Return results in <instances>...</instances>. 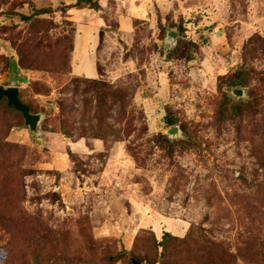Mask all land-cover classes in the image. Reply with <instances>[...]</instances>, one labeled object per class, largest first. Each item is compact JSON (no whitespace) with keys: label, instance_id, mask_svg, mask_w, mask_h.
<instances>
[{"label":"rangeland","instance_id":"374dc122","mask_svg":"<svg viewBox=\"0 0 264 264\" xmlns=\"http://www.w3.org/2000/svg\"><path fill=\"white\" fill-rule=\"evenodd\" d=\"M99 1L0 0V87L42 116L33 132L0 101V264H35L33 228L50 264L161 261L166 233L168 264H264V0ZM95 24L90 79L70 50ZM91 80L136 89L113 130L97 133Z\"/></svg>","mask_w":264,"mask_h":264},{"label":"trees","instance_id":"16d2710c","mask_svg":"<svg viewBox=\"0 0 264 264\" xmlns=\"http://www.w3.org/2000/svg\"><path fill=\"white\" fill-rule=\"evenodd\" d=\"M84 7H88L89 9L95 12H99L100 10H102L101 6L99 5L98 0H77L75 4L69 5L67 8H63L59 11L66 14L68 12L67 10L69 9H83ZM49 13H52V10L41 9V10L35 11L34 14L30 16L21 15V18L23 21L30 22V21H33L34 18H36L37 16H40L43 14H49ZM182 44H185L184 48L180 47L178 50H175L176 52L187 50V53L188 52L193 53L195 49H197V45L194 42L193 43L191 42L190 44L181 42V45ZM70 51L72 52L74 51V42L72 43V48ZM191 55L187 54V59L191 60L192 59ZM80 83H81V80L79 77L73 79V85L76 88V90H78ZM87 83L92 85L91 89L96 95V108H97V115H98L96 116V119L98 122V125H97L98 132L97 133H100V131L103 130L104 126L109 128L110 130H113L114 128L111 126V124L108 123V119L111 118L110 112H112L113 110L116 111L115 108H117L118 112H120V119L123 120L126 115V109L131 107L130 105L136 93V89H133V88L130 89L127 87L126 88L125 87L123 88L113 87L112 85H106L104 82L99 81V80H91V81H87ZM244 85H245V82L243 81V76L241 74H236V77H234L230 82V86L232 88L243 87ZM86 91L89 92L88 90ZM91 102L92 101L90 100H86V112H85L86 114L89 111H91V106H90ZM228 104H229V101L225 102L224 107L221 108L222 111L224 110L223 113L230 111L229 107H226L228 106ZM11 109L15 110L13 107H11ZM167 122L170 124V126L174 125L173 121H169L167 119ZM132 124H134L133 119H129V121L126 122V127H125L126 129L124 130V134L127 133V135L130 136L129 127H132ZM63 134L66 137L73 136L70 130H68L67 132L65 131V133ZM33 233L34 234L32 236V245L30 246V249H31V255L34 258L35 264H50L49 255L47 257L46 255L43 254V249H47V245L50 242L49 233L46 232L45 234L42 233L40 235L41 231H37L34 228H33ZM170 240L177 241L179 239L174 237L170 233H166L162 241L159 242L157 246V249L161 247L163 250V259H161V261L160 260L158 261L157 260L158 258L156 257L152 260H146L147 264H155L157 262L158 263L160 262V264H168L164 260V257H166V254L169 252V250H171L169 248ZM134 257H135L134 259L141 261V258L137 254H134ZM216 257H217L216 254H213L212 256L209 257L211 264ZM136 260H133V263Z\"/></svg>","mask_w":264,"mask_h":264},{"label":"crops","instance_id":"0c3cea01","mask_svg":"<svg viewBox=\"0 0 264 264\" xmlns=\"http://www.w3.org/2000/svg\"><path fill=\"white\" fill-rule=\"evenodd\" d=\"M99 5L101 6V8L103 9V4L101 1H99ZM70 5V3H67ZM73 5V4H72ZM86 9L83 8L81 9L82 11ZM89 9V8H88ZM71 10V9H70ZM91 10V9H89ZM93 11V10H91ZM101 11V10H100ZM95 12V11H93ZM101 26V24H95V25H89V26H83V30L81 33V30L79 29V31L77 32V35L74 39V52L72 53L73 55V60L75 62L76 65H78L77 70H76V75H85L86 77H89L90 79H98L100 78V74L98 73V70L96 68H94L93 66H91L95 61V54L93 53V49H95L97 47L98 44V38L97 36L93 33V31H97L99 29V27ZM89 34H92V42H91V37H89ZM80 44L82 45L83 49H84V53L77 55V46L79 47ZM86 49L88 50V58L85 59V52ZM88 60V62H86ZM88 63V64H86ZM88 65V68H81L84 65ZM81 66V67H80ZM88 71V72H86ZM98 143L94 144L95 146H98V148L102 145L101 141H97ZM76 145V144H75ZM78 145H82L84 147L87 146L86 141H82V142H78ZM83 147V148H84ZM83 150V149H82Z\"/></svg>","mask_w":264,"mask_h":264},{"label":"water","instance_id":"95a60500","mask_svg":"<svg viewBox=\"0 0 264 264\" xmlns=\"http://www.w3.org/2000/svg\"><path fill=\"white\" fill-rule=\"evenodd\" d=\"M235 93L241 95L243 92L238 90ZM20 94V89L17 87H0V101L6 99L8 107H13L16 111L20 112L25 120L26 126H28L31 131L36 132L42 120V116L40 114H33L30 107L21 101ZM177 132L178 129L176 127L170 130V134H176ZM134 263L141 264L136 261Z\"/></svg>","mask_w":264,"mask_h":264}]
</instances>
